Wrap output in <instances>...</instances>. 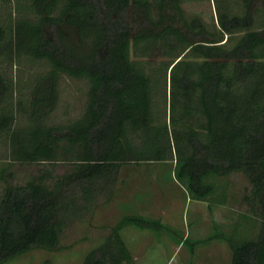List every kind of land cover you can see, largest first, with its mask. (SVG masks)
Segmentation results:
<instances>
[{
  "label": "trees",
  "instance_id": "obj_1",
  "mask_svg": "<svg viewBox=\"0 0 264 264\" xmlns=\"http://www.w3.org/2000/svg\"><path fill=\"white\" fill-rule=\"evenodd\" d=\"M180 1L99 0L97 6L94 0H31L36 22L12 20V10L8 19H0V57L12 61L20 54L14 50L21 49L48 62L50 89L58 74L85 78L90 84L84 116L64 132L35 123L51 103L47 89L34 92L35 124L14 129L6 97L14 88L0 73V139L8 144L10 158L52 162L61 154H77L74 172L53 180L51 186L46 173L23 186L5 188L0 200V264L33 249L57 248L70 209L65 188L79 186L86 196L97 181L116 176L122 164L167 160L176 161L175 179L196 200L211 192L204 183L210 175H247L261 227L253 239L229 241L231 264H264V31L246 32L231 47L229 37L195 41L177 24ZM240 1L251 5L257 0ZM10 3L0 0V9ZM19 7L14 11L19 13ZM153 7L155 20L150 17ZM99 10L115 21L126 12L142 16L147 25L137 32L121 24L113 29L100 21ZM221 26L224 34H232L225 22ZM46 27L54 28L61 46L53 44ZM67 28L89 40L88 52L65 44ZM160 45L169 49L173 61L153 79L137 58ZM160 77L170 91L164 123L152 113ZM133 135L141 139L138 148ZM136 222L142 221L124 219V224ZM124 224L88 253L83 264H132L119 235Z\"/></svg>",
  "mask_w": 264,
  "mask_h": 264
},
{
  "label": "rangeland",
  "instance_id": "obj_2",
  "mask_svg": "<svg viewBox=\"0 0 264 264\" xmlns=\"http://www.w3.org/2000/svg\"><path fill=\"white\" fill-rule=\"evenodd\" d=\"M94 3L100 4L99 0ZM30 4L31 0H11L10 9L8 6L0 9V19H8L12 10V20L19 17L34 23L37 17L30 11ZM16 5L20 6L19 13L14 11ZM179 9L177 24L195 41L229 37L231 47L246 32L264 31V3L260 0L251 5L240 0H181ZM150 12L155 20L154 7ZM98 16L113 29L121 24L137 32L147 25L142 16L129 12L121 14L117 21L100 10ZM235 17L237 20L233 21ZM222 21L232 34H224ZM45 33L54 45L61 46L53 27H46ZM65 35V44L82 53L90 50L89 40H82L74 29L67 28ZM17 51L20 54L12 61L0 57V73L8 86L14 88L13 95L6 96L7 113L15 117L13 128L26 129L38 122L64 132L85 114L88 79L58 74L50 89L46 81L50 71L48 62L35 59L21 49L14 50ZM168 52L169 49L160 45L137 59L147 74L158 79L163 66L173 61ZM133 53L131 49L132 57ZM100 54H104L103 48ZM37 89H47L51 103L43 107L34 123L32 99ZM156 91L152 113L159 123H164L165 112L169 117L170 91L163 77L159 78ZM166 123L169 125V119ZM131 139L136 148L140 147L139 135ZM8 148L6 141L0 139V200L8 186H23L44 174H48L46 184L51 186L53 180L71 175L77 165V154H61L52 162L13 161ZM175 165V160L128 162L121 165L112 179L97 181L86 196L79 186L65 188L70 209L64 215L65 228L57 248L33 249L5 264H83L88 253L101 246L127 217L142 221L124 224L119 230L132 264H231L233 251L229 241L253 239L261 227V220L254 215L259 207L251 202L247 175L243 171L220 177L210 175L204 183L212 187L211 192L196 200L175 179Z\"/></svg>",
  "mask_w": 264,
  "mask_h": 264
}]
</instances>
